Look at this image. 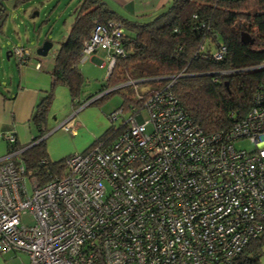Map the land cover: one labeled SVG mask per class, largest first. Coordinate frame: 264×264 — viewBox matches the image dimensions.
<instances>
[{
  "label": "built area",
  "instance_id": "2783aa9c",
  "mask_svg": "<svg viewBox=\"0 0 264 264\" xmlns=\"http://www.w3.org/2000/svg\"><path fill=\"white\" fill-rule=\"evenodd\" d=\"M122 38L119 22L95 21L78 62L103 51L108 76L123 55ZM195 52L221 61L226 48L204 38ZM29 54L11 49L18 63ZM182 76L152 87L128 80L74 98L72 114L56 127L73 135L77 113L104 94H146L141 106L108 116L112 126L122 119L115 137L67 156L64 174L44 184L16 158L21 150L7 152L0 159V256L24 253L28 264H238L247 243L264 232V86L228 129L205 134L172 92ZM4 140L16 142L11 133ZM244 140L251 149L236 148ZM26 211L30 226L21 223Z\"/></svg>",
  "mask_w": 264,
  "mask_h": 264
},
{
  "label": "trees",
  "instance_id": "16d2710c",
  "mask_svg": "<svg viewBox=\"0 0 264 264\" xmlns=\"http://www.w3.org/2000/svg\"><path fill=\"white\" fill-rule=\"evenodd\" d=\"M4 1L0 0V20L4 15ZM28 1L15 0L20 4ZM247 1L250 0H171L151 21L123 18L101 0L80 1L66 38L54 53L50 71L52 87L35 107L32 142L48 132L46 117L55 85L62 84L68 89L72 103L74 98L80 100L83 78L78 70L79 53L95 21H117L123 28V55L116 58L101 91L139 79L149 80L146 84L152 87L158 81L166 83L167 80L161 79L163 77L183 72L184 76L173 84L172 92L188 116L205 134L228 129L248 110L256 90L264 86V0H256V8L251 13L239 15V6ZM242 32L253 39L252 44L241 42ZM204 38L226 48L221 61L202 60L196 55V47ZM157 78L159 80H150ZM122 89L127 88L112 90L91 104ZM145 97L146 94L141 98L127 94L121 108L139 107ZM116 129L113 126L108 128L102 136L94 139L93 144L112 136ZM46 138L31 146L17 142L7 145V152L21 150L16 158L40 185L64 174L67 157L51 161L46 150ZM262 244L264 232L247 243L237 263L256 264Z\"/></svg>",
  "mask_w": 264,
  "mask_h": 264
},
{
  "label": "rangeland",
  "instance_id": "374dc122",
  "mask_svg": "<svg viewBox=\"0 0 264 264\" xmlns=\"http://www.w3.org/2000/svg\"><path fill=\"white\" fill-rule=\"evenodd\" d=\"M80 1L82 0H29L20 4L15 0H5L4 15L0 20V80L16 75L17 60L15 56L9 54L13 47H27L37 56L36 49L43 42L49 41L52 43V48L48 54L44 57H37L53 60L59 44L66 38L67 27H70L75 19V10ZM255 8L256 0H250L241 4L237 12L242 15L251 13ZM118 15L121 16V14ZM97 54L102 55L103 51H98ZM78 70L83 78L80 87V101L101 93V89L106 85V67L99 68L94 63L83 62L78 64ZM2 87L0 85V88ZM55 88L46 117L48 130L46 142L58 147L54 157L51 155V161L54 162L71 154L85 151V148L93 144L94 139L102 136L108 128H112L108 116L125 104L124 96L134 94L131 89H122L82 109L75 119L79 124L77 134L71 135L55 129L62 119L65 120L72 114L74 107L68 89L62 84L56 85ZM127 117H129V112L126 111L123 118ZM143 117L146 118L147 115L143 113ZM121 120L114 122L113 126L117 128ZM236 148L249 150L251 146L244 140L239 142ZM27 187L30 190L29 183ZM21 223L30 226L34 223L33 217L26 211L21 215ZM260 249L256 264H264V244ZM10 256H0L1 264H8L9 259L14 260ZM17 256V261L19 258L23 260L28 258L24 253H19Z\"/></svg>",
  "mask_w": 264,
  "mask_h": 264
},
{
  "label": "crops",
  "instance_id": "0c3cea01",
  "mask_svg": "<svg viewBox=\"0 0 264 264\" xmlns=\"http://www.w3.org/2000/svg\"><path fill=\"white\" fill-rule=\"evenodd\" d=\"M101 1L106 3L118 14H121L123 18L151 21L169 5L171 0ZM69 29L70 27L68 26L66 36ZM25 48L28 49L30 53L28 60L25 63L17 62L15 76L0 80V85L3 86V89L0 88V159L4 158L7 153V144L4 140L7 134H13L16 142L22 146H27L32 142L35 135L32 125L35 107L52 87L50 71L53 67V60L40 59L35 56L29 48ZM97 52L84 62H91L99 68H105L107 65L105 62V53L103 52L102 55H98ZM62 121L64 120L62 119L60 124ZM45 127L47 128V125ZM47 143L48 142H46V150L48 158L51 160V155L54 157L58 147ZM19 253L20 252H7L2 256L11 255L10 257L14 258V260L9 259L8 264H28V258L26 260L21 258H19V261L16 260V257H18L17 254Z\"/></svg>",
  "mask_w": 264,
  "mask_h": 264
},
{
  "label": "water",
  "instance_id": "95a60500",
  "mask_svg": "<svg viewBox=\"0 0 264 264\" xmlns=\"http://www.w3.org/2000/svg\"><path fill=\"white\" fill-rule=\"evenodd\" d=\"M240 40H241V42L244 43V44H252V43H253V39L250 38V37L248 36V34L245 33V32H242V33L240 34ZM51 48H52V43L49 42V41H45V42H43V44H42L41 46H39V47L36 49L35 53H36V55L39 56V57H44V56L47 55L48 51H49Z\"/></svg>",
  "mask_w": 264,
  "mask_h": 264
},
{
  "label": "clouds",
  "instance_id": "9594fccd",
  "mask_svg": "<svg viewBox=\"0 0 264 264\" xmlns=\"http://www.w3.org/2000/svg\"><path fill=\"white\" fill-rule=\"evenodd\" d=\"M107 77V76H106ZM102 92V91H101Z\"/></svg>",
  "mask_w": 264,
  "mask_h": 264
}]
</instances>
